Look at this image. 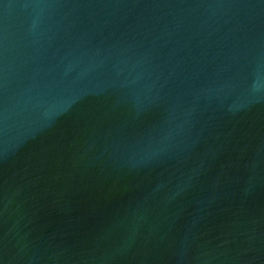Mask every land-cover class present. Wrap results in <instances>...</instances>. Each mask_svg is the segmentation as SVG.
Listing matches in <instances>:
<instances>
[{"label":"water","instance_id":"water-1","mask_svg":"<svg viewBox=\"0 0 264 264\" xmlns=\"http://www.w3.org/2000/svg\"><path fill=\"white\" fill-rule=\"evenodd\" d=\"M0 264H264V0H0Z\"/></svg>","mask_w":264,"mask_h":264}]
</instances>
